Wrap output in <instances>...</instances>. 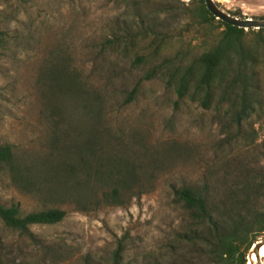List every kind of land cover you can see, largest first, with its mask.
Listing matches in <instances>:
<instances>
[{"label":"trees","instance_id":"trees-1","mask_svg":"<svg viewBox=\"0 0 264 264\" xmlns=\"http://www.w3.org/2000/svg\"><path fill=\"white\" fill-rule=\"evenodd\" d=\"M136 1L131 0L138 5ZM167 3L174 7L167 11L179 9L177 19L186 21L177 35L149 22L150 12H138V19L97 43L98 55L126 60L141 75L125 93L124 106L136 100L141 82L160 80L175 96V109L191 102L223 117L229 132L217 163L207 166L200 184L172 187L174 202L188 219L173 240L177 247H188L199 263L247 264L250 247L264 235V141L258 143L248 124L253 116L264 114V28L246 30L217 19L204 0ZM159 5L154 14L161 13ZM228 13L243 18L239 11ZM190 27L197 40L193 46L192 37L187 40L183 35ZM13 39L15 35L0 30V47ZM47 43L50 56L36 79L43 132L28 148L0 142V167L10 185L37 199L39 205L23 211L18 203H0L3 228L43 251L26 254L24 264H46L48 257L63 259L59 250L44 246L32 226L58 224L66 217L67 206L87 214L102 207L126 206L151 191L141 184L151 179L143 182L139 169L121 156L125 146L118 150L124 130L117 136L109 132L108 92L88 89L80 72L71 71L61 42ZM2 241L0 236V248ZM168 245L172 260L162 264H176L182 257L180 250ZM122 255L119 242L107 264H122ZM4 260L0 252V264L15 263ZM84 264H90L88 258Z\"/></svg>","mask_w":264,"mask_h":264},{"label":"rangeland","instance_id":"rangeland-1","mask_svg":"<svg viewBox=\"0 0 264 264\" xmlns=\"http://www.w3.org/2000/svg\"><path fill=\"white\" fill-rule=\"evenodd\" d=\"M168 1L138 0L134 5L131 0H0V30L16 36L9 45L0 47V142L28 148L42 134L36 79L39 67L50 56L46 43L57 40L71 62V71L80 72L86 87L108 92L109 132L117 136L124 130L118 146V150L125 146L121 156L139 169L143 182L151 179L141 183L151 191L134 197L126 206L102 207L87 214L67 206L66 217L58 224L32 226L44 246L63 253V259L48 257L46 264H84L85 258L90 264H107L119 242L123 245L122 264L171 261L168 244L177 247L174 236L188 223L185 212L174 202L172 187L200 184L207 166L219 159L220 146L229 132L223 117L191 102L175 109V96L160 80L141 82L136 100L124 106L125 93L141 75L126 60L98 55L97 43L112 37V30L133 21L138 12H150L149 22L177 35L186 21L177 19L179 9L167 11L168 7L174 10ZM214 1L226 12L239 11L243 18L264 17V0ZM159 3L161 13L154 14ZM172 5L178 7L174 2ZM194 34L192 27L183 33L187 40ZM191 41L192 46L197 43L193 37ZM248 124H252L258 143L263 142L264 114L253 116ZM0 203H18L23 211L39 208L37 199L10 185L1 167ZM0 236L3 262L24 264L26 254L43 252L1 224ZM177 248L182 257L176 264H206L199 263L188 247ZM261 259L264 263V255Z\"/></svg>","mask_w":264,"mask_h":264},{"label":"water","instance_id":"water-1","mask_svg":"<svg viewBox=\"0 0 264 264\" xmlns=\"http://www.w3.org/2000/svg\"><path fill=\"white\" fill-rule=\"evenodd\" d=\"M204 3L206 8L213 16L231 25L244 28L246 30L249 28H253V29L264 28V19L254 20L251 18H238L221 9L220 6H218V4L214 0H204ZM262 246H264V236L258 238L250 247L246 255V261L248 258L250 257L252 258L254 254L256 260L253 263L264 264L262 260H260V256H259V252Z\"/></svg>","mask_w":264,"mask_h":264},{"label":"bare ground","instance_id":"bare-ground-1","mask_svg":"<svg viewBox=\"0 0 264 264\" xmlns=\"http://www.w3.org/2000/svg\"><path fill=\"white\" fill-rule=\"evenodd\" d=\"M263 255H264V246L261 247L260 252H259L260 260H262L261 258ZM255 260H256V257L253 254L252 258L251 257L248 258L247 264H254L253 262H255Z\"/></svg>","mask_w":264,"mask_h":264}]
</instances>
